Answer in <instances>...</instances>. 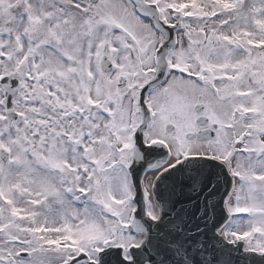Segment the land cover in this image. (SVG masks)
<instances>
[{
    "label": "snow or ice",
    "instance_id": "6c2138e0",
    "mask_svg": "<svg viewBox=\"0 0 264 264\" xmlns=\"http://www.w3.org/2000/svg\"><path fill=\"white\" fill-rule=\"evenodd\" d=\"M0 264H264V0H0Z\"/></svg>",
    "mask_w": 264,
    "mask_h": 264
}]
</instances>
